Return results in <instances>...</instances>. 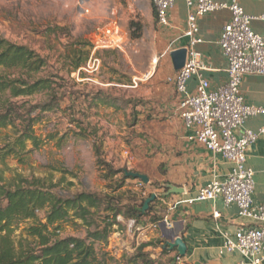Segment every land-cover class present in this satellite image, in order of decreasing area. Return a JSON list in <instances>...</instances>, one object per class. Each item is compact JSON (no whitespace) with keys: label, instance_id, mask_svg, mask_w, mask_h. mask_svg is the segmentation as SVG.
Listing matches in <instances>:
<instances>
[{"label":"rangeland","instance_id":"rangeland-1","mask_svg":"<svg viewBox=\"0 0 264 264\" xmlns=\"http://www.w3.org/2000/svg\"><path fill=\"white\" fill-rule=\"evenodd\" d=\"M155 12L153 0H0V35L47 58L49 71L63 78L59 82L66 86L62 91L66 111L49 113L36 127L45 144L25 157V163L14 157L5 165L0 163L6 178L20 174L52 179L59 184L56 193L65 197L110 192L120 177L103 179L92 139L77 135L81 125L87 124L98 130L104 158L114 169L145 172L153 182L165 174L176 150L172 132L177 129V116L167 98L177 93L168 77L159 81L163 90L155 82L171 67L169 43L159 35ZM114 18L120 25V46L95 49ZM131 23L141 28L140 38L133 37L138 31L131 29ZM91 58L100 61L97 71L86 67ZM78 61L83 62L84 71L74 70L73 63ZM154 62L157 67L151 79L136 86L134 81L149 73ZM42 99L36 97L35 102ZM152 191L148 185L145 192ZM163 215L160 209L158 223ZM141 227L128 229L121 241L111 237L108 250L116 259L124 252L132 255L150 239L146 238L150 231H139ZM65 235L84 238L86 232L67 227Z\"/></svg>","mask_w":264,"mask_h":264},{"label":"trees","instance_id":"trees-1","mask_svg":"<svg viewBox=\"0 0 264 264\" xmlns=\"http://www.w3.org/2000/svg\"><path fill=\"white\" fill-rule=\"evenodd\" d=\"M134 27L138 34L133 37L140 38L141 28L131 23V29ZM82 63H73L74 70L78 71ZM59 80L63 78L49 71L47 58L0 35L2 165L10 157L25 163V157L43 147L45 140L37 134L36 127L49 113L66 111L62 108V91L66 86ZM39 96L43 99L35 102ZM99 101L95 98V105ZM77 135L92 139L96 165L103 179L114 181L120 177L119 180L109 187L108 193L81 192L65 197L56 193L59 184L52 179L20 174L8 179L0 171V264H180L184 258L169 247L165 238L142 242L132 255L124 252L120 259L108 250L113 235L127 233L129 221L134 220L135 227L159 222V210H166L171 197L156 199L146 212L143 208L146 200L160 193L161 186L168 181L153 182L145 172L128 171L149 178L148 185L154 191L144 196L148 185L134 190V182L139 180L127 177L126 170L114 169L105 160L95 127L81 125ZM67 227L84 229L86 236H66Z\"/></svg>","mask_w":264,"mask_h":264},{"label":"built area","instance_id":"built-area-1","mask_svg":"<svg viewBox=\"0 0 264 264\" xmlns=\"http://www.w3.org/2000/svg\"><path fill=\"white\" fill-rule=\"evenodd\" d=\"M189 8L187 36L190 39L185 67L175 72L167 81L179 96L178 114L186 130L190 132L189 140L202 145L213 155L221 156L232 165V170L225 179L214 178L201 187L189 198L176 201L174 206H192L199 202H215L221 198L226 205H235L242 218L253 222L254 227L238 230L235 234L221 232L223 245L221 255H239L242 261L237 264H263L260 253L264 246V205L253 207L255 192V172L248 165L249 148L264 135V128L258 132L245 129L246 122L253 117L264 116V108L248 105L241 91L246 76H264V38L254 32V21L264 22V16H250L242 7L240 0H185ZM157 23L161 28L169 29V14L175 7L176 0H153ZM228 10L232 19L220 36L219 46L227 61L228 80L216 90L211 89L205 77L209 70L196 47L202 43L199 37V20L208 14ZM122 42L120 25L117 18L105 29L102 39L95 43L99 47H119ZM171 54V52L169 51ZM168 53V54H169ZM93 62V63H91ZM93 65V67L91 66ZM98 59L91 58L86 67L97 71ZM157 64L141 79L149 81L155 73ZM85 68V67H84ZM80 68V70H85ZM196 77L197 87L191 93L189 81ZM242 130L241 133H238ZM144 183L139 181L141 190ZM146 192L144 196H146ZM221 214L216 212L215 219ZM122 220V218H119ZM128 229L135 227V221L127 224ZM172 227L168 218H164L154 228ZM139 230V229H138Z\"/></svg>","mask_w":264,"mask_h":264},{"label":"crops","instance_id":"crops-1","mask_svg":"<svg viewBox=\"0 0 264 264\" xmlns=\"http://www.w3.org/2000/svg\"><path fill=\"white\" fill-rule=\"evenodd\" d=\"M226 2L227 0H218ZM242 7L250 16H264V0H240ZM189 8L185 0H176L175 7L169 14L171 27L169 29L159 26V35L167 43L170 52L179 49H187L190 39L188 31ZM232 19L228 10H221L208 14L199 20V37L202 43L196 47L201 54L209 70L205 72L206 79L211 84V89L216 90L228 80L227 61L224 58L219 46V39L224 27ZM252 28L255 33L264 38V22L254 21ZM171 67H166L163 74L156 77L158 90L165 88L160 82L166 77L172 76L173 68L171 54L169 53ZM167 78V79H168ZM197 78H192L188 83L191 93L197 87ZM174 89V88H173ZM241 91L245 102L248 105L264 108V76L249 75L243 79ZM158 100H165L158 97ZM172 105L171 112L177 116L173 130V140L176 147L165 174L158 181H168L186 190L182 196H171L167 201V208L164 211L163 219L168 218L172 225L154 228L158 223L142 224L139 231H150L154 238H169L178 235L187 246V255L180 261V264H237L242 261L239 255H221L223 245L221 232L235 234L238 230L254 227L252 221L242 218L235 205H226L219 198L215 202H199L192 206H174L176 201L194 196L197 191L210 183L214 178L225 179L232 170V165L221 156L213 155L197 142L190 141V132L186 130L183 121L178 114V95L170 96ZM264 128V116L250 118L245 129L258 132ZM240 130L238 133H241ZM248 165L255 172V192L253 194V207L264 205V135L261 136L248 151ZM138 182H134L133 188L138 191ZM163 192V191H161ZM219 212L221 217L217 220L214 214ZM114 239L122 238L115 234ZM148 240V241H149ZM178 253V252H177ZM264 259V246L260 253ZM264 264V262H263Z\"/></svg>","mask_w":264,"mask_h":264},{"label":"water","instance_id":"water-1","mask_svg":"<svg viewBox=\"0 0 264 264\" xmlns=\"http://www.w3.org/2000/svg\"><path fill=\"white\" fill-rule=\"evenodd\" d=\"M187 55L188 51L185 48L171 52V60L175 72H179L185 67ZM126 176L137 179L143 182L145 185L150 184L149 178L145 175L126 171ZM161 190L163 191L162 193H154L146 200L143 212H146L149 209V205L158 198H168L171 196H182L186 194L185 188L169 183L163 184L161 186ZM168 245L171 249L177 250L180 258L186 257L188 249L181 237L174 235L173 237L169 238Z\"/></svg>","mask_w":264,"mask_h":264}]
</instances>
